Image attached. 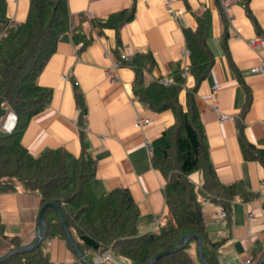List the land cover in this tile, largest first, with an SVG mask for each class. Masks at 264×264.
<instances>
[{"label": "crops", "instance_id": "1", "mask_svg": "<svg viewBox=\"0 0 264 264\" xmlns=\"http://www.w3.org/2000/svg\"><path fill=\"white\" fill-rule=\"evenodd\" d=\"M241 1L226 0L229 9L222 8V12L217 0H170L172 10H181L170 14L166 0H67L71 23H78L84 14V32L91 40L80 47L81 41L74 43L70 31L60 35L36 78L39 85L51 88L49 103L32 115L20 138L34 155L47 147H63L77 155L79 109L73 90L74 86L80 88L86 107L85 137L96 161L94 191L103 194L115 186L128 188L139 210V232L173 227L175 222L162 192L165 179L152 166L149 150V142L173 122V113L170 108L154 111L147 107L133 93V70L120 64L117 57L123 49H149L156 64L145 72L146 83L169 78L176 69L184 74L185 86H190L193 77L187 69L183 28H195L197 17L205 15L208 26L204 44L213 55V63L197 87L195 102L209 157L221 182L240 179L249 190L258 192L251 199L233 201L229 218L219 216L220 204L203 200L201 214L207 235L211 240L223 238L218 248L220 264H243L253 247L264 252V167L258 160L243 158L236 135V120L248 94V106L240 119L243 133L250 143L264 149V72L249 70L264 60V43L257 48L248 45L252 36L264 38V0H248L263 34L254 28ZM131 5L133 16L119 28V42L113 28L99 29L87 20ZM27 6L28 0H6V15L12 22H20ZM110 75L115 79L110 80ZM184 95L182 87L178 93L181 103ZM10 112L0 121L1 130L13 126ZM220 113L232 118L220 119ZM139 118L145 121L137 126L134 122ZM188 176L199 184L198 171ZM39 202L36 194L0 192V224L5 235L0 234V255L8 249L7 238L16 236L22 244L34 240ZM248 213L255 218H249ZM46 245L51 264H84L62 239L52 237ZM104 263L132 264L116 255L114 261Z\"/></svg>", "mask_w": 264, "mask_h": 264}, {"label": "trees", "instance_id": "2", "mask_svg": "<svg viewBox=\"0 0 264 264\" xmlns=\"http://www.w3.org/2000/svg\"><path fill=\"white\" fill-rule=\"evenodd\" d=\"M217 2L222 11L220 2ZM241 2L254 28L263 34L248 7V0ZM5 7L6 0H0V121L8 111L14 113L15 121L10 130L0 129V192H27L39 195L40 206L45 202L56 204L71 237L90 264H105L104 261L95 263L91 253L106 247L132 264H146L158 253L181 245L186 234L188 237L182 246L161 255L151 264H204L194 236L201 239L206 264H220L218 248L223 238L211 240L207 235L201 214L203 200L206 198L220 204L225 217L229 218L233 201L251 199L258 192L249 190L240 179L221 182L209 157L195 102L197 87L213 63V55L204 44L207 17H197L195 28H183L189 60L187 69L193 77L190 86H185L184 74L176 69L172 71L169 83L159 79L146 83L145 72L156 64L149 49L133 51L128 60L122 59L120 54L117 57L120 64L133 70V93L151 110L170 108L174 118L149 142V150L152 166L165 179L162 192L175 225L167 230L139 232L136 223L139 210L128 188L115 186L103 194L94 191L92 179L96 161L85 137L86 107L80 88L74 86L73 90L79 109L76 120L80 151L77 155L63 147L43 148L34 155L20 141L32 115L49 103L51 88L39 85L36 78L54 52L60 35L70 31L74 43L81 41L80 47L91 40V35L84 32V14H81L78 23L72 24L67 0H28L24 19L12 22L6 15ZM132 16L133 5L87 20L99 29L113 28L116 42H119V28ZM222 19L225 22L226 18ZM224 40L225 33H222L223 48ZM238 80L243 83L240 77ZM182 87L185 88L183 103L178 99ZM248 102L249 95L246 94L236 120V135L243 158L258 160L264 167V149L250 143L243 133L240 119ZM192 171L199 172V184L189 178L188 174ZM262 206L264 209V202ZM36 229L37 234L43 232L44 236L30 249L11 251L24 244L16 236L7 238L6 252L11 253L0 264H51L46 241L52 237L62 239L77 255L52 205L44 208L42 222ZM0 234L5 237L1 224ZM251 259H254L253 264L260 259L259 264H264V252L253 247Z\"/></svg>", "mask_w": 264, "mask_h": 264}, {"label": "built area", "instance_id": "3", "mask_svg": "<svg viewBox=\"0 0 264 264\" xmlns=\"http://www.w3.org/2000/svg\"><path fill=\"white\" fill-rule=\"evenodd\" d=\"M222 6V8L224 9V11H228L229 9V6L228 4L226 3V0H218ZM165 6H166V9L168 10V12L171 14L172 11H177V12H174V13H179L181 10L178 9V10H172V8L170 7V0H166L165 2ZM264 43V38L261 36V35H255V36H252L248 39V45L252 48H257L259 47L260 45H262ZM132 52L130 50H127V49H123L121 50L120 52V57L124 60H128L131 56ZM251 72H264V60L259 62L258 64H255L253 66L250 67L249 69ZM109 79L110 80H114L115 78L113 76H109ZM171 78H163L162 79V82L164 83H169L171 82ZM214 108L215 109H218V107L216 105H214ZM219 118L220 119H225V118H232V116L230 114H225V113H220L219 114ZM145 121L144 118H139L137 119L134 124L139 126L140 124H142L143 122ZM224 210H223V207L221 206L220 207V210H219V216H224ZM248 217L249 218H255V216H253L251 213H248ZM115 260V255L114 253L112 252V250L109 248V247H106V248H103L101 250H97L94 255H93V261L95 263H99V262H103V261H114ZM243 264H250L251 263V260L249 258H245L243 261H242Z\"/></svg>", "mask_w": 264, "mask_h": 264}, {"label": "water", "instance_id": "4", "mask_svg": "<svg viewBox=\"0 0 264 264\" xmlns=\"http://www.w3.org/2000/svg\"><path fill=\"white\" fill-rule=\"evenodd\" d=\"M9 114H11V116H12V124H13L14 121H15V115H14L13 112H10ZM47 205H52V206L56 209L57 214H58V217H59V220H60L61 225H62V227H63L64 233H65V235H66V237H67L69 243L72 245V247H73L74 250L76 251V253H77V255L79 256V258L82 260V262H83L84 264H90V262L87 261V260L84 258V254L78 249L76 243L74 242L73 238L71 237V235H70V233H69V231H68V229H67V227H66V225H65V223H64V221H63V219H62V215H61V213H60V211H59V208H58V206H57L56 204H54V203H52V202H45V203H43V204L39 207V210H38V213H37V217H36V224H37V226L42 222L43 211H44V208H45ZM43 236H44V233H43V232H42V233H39V234H37V237H36L32 242H30V243H28V244H24V245H22V246H20V247H17V248H15V249L11 250V251H16V250H20V249H30V248L34 247L35 245H37V244L41 241V238H42ZM193 236H194V235H193ZM186 237H188V234L185 235V239H184V241L182 242L181 245H178V246H176V247H174V248H171V249H166V250H164V251L158 253L156 256H154L153 258L149 259L148 262H147L146 264H151L156 258L160 257L161 255H163V254H165V253H167V252H169V251H171V250H175V249L179 248L180 246H182V245L185 243V241H186ZM194 237H196V238H197V241H198V250H199L200 259L202 260V262H203L204 264H206V262L203 260V255H202L201 239H200L198 236H194ZM11 251H9V252H5L4 254L0 255V261H1L2 259H4L9 253H11ZM261 259H262V258H261ZM261 259H260L256 264H259L260 261H261Z\"/></svg>", "mask_w": 264, "mask_h": 264}, {"label": "bare ground", "instance_id": "5", "mask_svg": "<svg viewBox=\"0 0 264 264\" xmlns=\"http://www.w3.org/2000/svg\"><path fill=\"white\" fill-rule=\"evenodd\" d=\"M6 123H7V124H10V122H9V121H7ZM11 125H12V124H11Z\"/></svg>", "mask_w": 264, "mask_h": 264}]
</instances>
